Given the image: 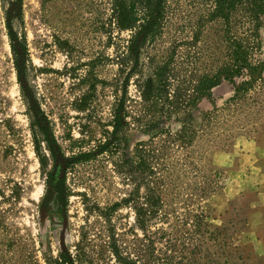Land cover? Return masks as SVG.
<instances>
[{"label":"rangeland","instance_id":"rangeland-1","mask_svg":"<svg viewBox=\"0 0 264 264\" xmlns=\"http://www.w3.org/2000/svg\"><path fill=\"white\" fill-rule=\"evenodd\" d=\"M167 5L164 29L131 54L138 28H119L113 0H22L11 18L27 49L17 66L0 0V264H55L63 252L78 264H121L116 248L145 264L152 240L172 264H264V69L236 97L229 80L214 87L193 109L192 139L175 135L181 110L150 130L157 112L142 92L153 70L169 61V91L191 94L195 76L226 60V39L243 34L205 19L212 0ZM145 14L139 7L138 24ZM259 34L264 62V17ZM151 145L163 153L167 219L140 220L149 184L130 161Z\"/></svg>","mask_w":264,"mask_h":264},{"label":"trees","instance_id":"trees-1","mask_svg":"<svg viewBox=\"0 0 264 264\" xmlns=\"http://www.w3.org/2000/svg\"><path fill=\"white\" fill-rule=\"evenodd\" d=\"M6 1V0H2ZM10 5L6 12L10 29L11 46L17 59V66L20 60L27 52L24 42L12 32V17L14 13H18L22 8V0H7ZM141 7L145 11V19L138 24L137 11ZM167 0H113V13L117 25L120 29L138 31L129 47L131 54H137L142 44L149 38H154L164 29L167 18ZM264 17V0H212V8L206 14L207 21L219 22L225 25L231 33L233 27L238 23L243 27L242 36L231 35L226 39L227 58L212 72H205L195 76V82L192 84L191 94L181 93L179 91H169L171 80V68L169 61L157 66L152 74L147 77L143 85V97L150 101L152 110H156L153 120L149 126L150 130L161 127L162 122L171 119L172 113L179 110L183 111L185 117L179 118L180 129L176 137L183 142L187 139L195 137L198 129L194 125L193 109H198L199 102L202 99H212V90L218 86L223 80H229L234 86L236 97L240 93H247L258 84L261 78L264 62L255 56L257 51L261 49L259 40V29ZM137 56V55H136ZM187 89L184 90L186 92ZM124 110L123 104H119L115 112L114 129L117 133L122 124L121 111ZM205 113V112H204ZM210 113L206 112L203 117L202 126L210 117ZM200 124V125H201ZM169 132L168 128H162L157 131L160 134L163 131ZM171 135V134H170ZM159 148L151 145L148 150H138V161H130L135 167L134 171L138 174L137 179L142 177L149 184L146 194V208L138 209L137 213L140 220L143 217L153 219L157 215L167 219V214L162 215L161 210L165 207L163 198L162 179L158 176L156 166L161 158ZM88 159L90 153H84L81 156ZM153 181L155 185L153 184ZM151 182V183H150ZM200 220L204 214H195ZM139 219V218H138ZM142 220H144L142 218ZM199 229L200 221H198ZM173 247V244H171ZM154 241H151L146 256L148 257L145 264H172L174 260L173 254L166 252L165 257L155 255ZM118 260L121 264H137L136 261L129 257H123L122 253L116 248L115 250ZM165 258V259H163ZM55 264H78L77 259L68 252H63L59 258L54 260Z\"/></svg>","mask_w":264,"mask_h":264},{"label":"crops","instance_id":"crops-1","mask_svg":"<svg viewBox=\"0 0 264 264\" xmlns=\"http://www.w3.org/2000/svg\"><path fill=\"white\" fill-rule=\"evenodd\" d=\"M262 182H263V185H261L260 189H262V191L264 192V172L262 173ZM256 211L257 213L261 212L262 214H264V195L261 196L260 203L257 206ZM262 220H263L262 226L264 227V215L262 216ZM256 233H259V234L261 233V235L263 236L261 239H259V242H261L264 246V228H262L261 230H257ZM259 234H257L256 236H258Z\"/></svg>","mask_w":264,"mask_h":264}]
</instances>
